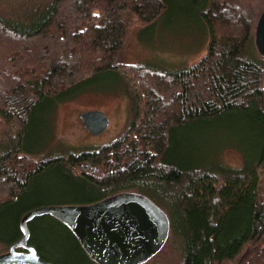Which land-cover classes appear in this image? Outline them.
<instances>
[{
  "label": "trees",
  "instance_id": "trees-1",
  "mask_svg": "<svg viewBox=\"0 0 264 264\" xmlns=\"http://www.w3.org/2000/svg\"><path fill=\"white\" fill-rule=\"evenodd\" d=\"M263 11L264 0H0V255L31 210L136 192L170 221L143 264H264ZM177 15L199 27L197 55L176 66L120 61L129 34L150 35ZM105 78L128 102L123 132L48 154L39 142L56 104ZM227 148L240 166L221 160ZM28 226L42 259L97 264L59 219Z\"/></svg>",
  "mask_w": 264,
  "mask_h": 264
},
{
  "label": "water",
  "instance_id": "water-1",
  "mask_svg": "<svg viewBox=\"0 0 264 264\" xmlns=\"http://www.w3.org/2000/svg\"><path fill=\"white\" fill-rule=\"evenodd\" d=\"M255 43L264 55V11L256 27ZM80 118L94 136L108 126V118L99 110L85 112ZM44 215L65 223L97 264H143L163 248L170 231L165 211L136 192L120 193L90 205L42 206L22 217L23 235L7 253L0 255V264H53L42 259L29 243V222Z\"/></svg>",
  "mask_w": 264,
  "mask_h": 264
},
{
  "label": "rangeland",
  "instance_id": "rangeland-1",
  "mask_svg": "<svg viewBox=\"0 0 264 264\" xmlns=\"http://www.w3.org/2000/svg\"><path fill=\"white\" fill-rule=\"evenodd\" d=\"M173 20L165 22L158 31L156 29L139 39L135 34H129L120 61L153 60L159 64L173 63L172 66H176L186 58L197 55L203 45L199 27L186 15L174 16ZM111 81L105 78L90 90L56 104L49 116V132L39 142L45 146V150H50L48 154L54 151L65 154L100 147L112 142L123 132L127 124L128 102L123 96L122 87ZM93 110L104 112L109 120L106 130L98 136L92 135L80 118L83 112ZM197 132H192L190 138L193 139ZM1 133L0 124V140ZM221 160L233 166L242 164V156L234 148L225 149L221 153ZM163 264H166L165 260Z\"/></svg>",
  "mask_w": 264,
  "mask_h": 264
},
{
  "label": "bare ground",
  "instance_id": "bare-ground-1",
  "mask_svg": "<svg viewBox=\"0 0 264 264\" xmlns=\"http://www.w3.org/2000/svg\"><path fill=\"white\" fill-rule=\"evenodd\" d=\"M86 112H88V111H86ZM83 113H85V112H83ZM83 113H82V114H83ZM108 124H109V120H108ZM15 243H16V242H15ZM15 243H14V244H15ZM17 249H18V248H17Z\"/></svg>",
  "mask_w": 264,
  "mask_h": 264
}]
</instances>
